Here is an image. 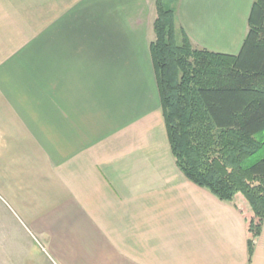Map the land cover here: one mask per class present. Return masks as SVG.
<instances>
[{
	"label": "crops",
	"instance_id": "crops-1",
	"mask_svg": "<svg viewBox=\"0 0 264 264\" xmlns=\"http://www.w3.org/2000/svg\"><path fill=\"white\" fill-rule=\"evenodd\" d=\"M106 1L115 21L105 43L103 21L99 29L88 18L89 4L103 0H0L1 199L55 264H264V225L249 256L248 204L221 202L176 164L150 51L154 19L147 56L156 101L98 88L101 67L121 64L97 51L120 49L115 36L142 17L138 9L155 18L156 0ZM253 4L179 0L177 25L194 48L237 56ZM39 49L54 58L41 60ZM41 81L52 83L45 100Z\"/></svg>",
	"mask_w": 264,
	"mask_h": 264
},
{
	"label": "trees",
	"instance_id": "trees-1",
	"mask_svg": "<svg viewBox=\"0 0 264 264\" xmlns=\"http://www.w3.org/2000/svg\"><path fill=\"white\" fill-rule=\"evenodd\" d=\"M179 0H156L150 51L168 138L186 178L251 209L249 256L264 225V0H254L237 56L194 48Z\"/></svg>",
	"mask_w": 264,
	"mask_h": 264
},
{
	"label": "rangeland",
	"instance_id": "rangeland-1",
	"mask_svg": "<svg viewBox=\"0 0 264 264\" xmlns=\"http://www.w3.org/2000/svg\"><path fill=\"white\" fill-rule=\"evenodd\" d=\"M91 1V0H90ZM100 2L97 4H89L88 18L91 25L92 22H98L99 24L103 21V32L98 33V37L101 41L105 42L111 37L112 19L111 13L109 12L108 2L103 0V6ZM120 3V0H119ZM98 6V8H97ZM109 10V11H108ZM137 13H142V17L136 18L133 25L130 26L128 33H124L121 30L123 26L120 25L119 33L116 34L117 44L120 49L110 50L104 49L97 51L98 57L104 58H116L120 59V66L111 67L105 65L101 67L100 73L103 75V81L100 80L99 89L109 90H135L140 92L137 101L148 104L149 102L154 103L156 101V82L154 74L152 72L150 63L147 56V44L149 37V30L151 29L154 15L149 7H142L138 9ZM132 20V19H130ZM121 22H126V19H120ZM131 22V21H130ZM123 31V32H121ZM47 34L41 35V45H47L46 41H49ZM88 37L89 36L88 34ZM106 45V44H105ZM110 45V44H108ZM27 52L24 51L26 55ZM38 53L41 60L47 58H54L52 50L39 49L34 51V55ZM56 54L58 51H55ZM92 55H96V51H89ZM55 54V55H56ZM105 63H108L105 60ZM48 63L40 61L39 74L47 75L49 66ZM112 74V75H111ZM117 75V77L115 76ZM134 77V81H132ZM101 79V78H98ZM130 81H125V80ZM41 98L45 100L47 96V90L52 89V83L49 85L47 82H40ZM97 88V89H98ZM147 92H150L148 95ZM0 264H55L51 257L47 244L37 239L32 234L30 227L25 224L19 217L17 211L6 201L0 197Z\"/></svg>",
	"mask_w": 264,
	"mask_h": 264
}]
</instances>
